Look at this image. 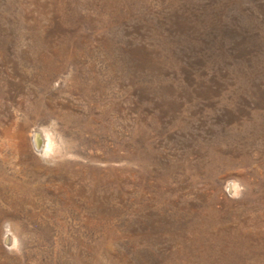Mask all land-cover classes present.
I'll list each match as a JSON object with an SVG mask.
<instances>
[{
  "label": "rangeland",
  "instance_id": "374dc122",
  "mask_svg": "<svg viewBox=\"0 0 264 264\" xmlns=\"http://www.w3.org/2000/svg\"><path fill=\"white\" fill-rule=\"evenodd\" d=\"M0 264H264V0H0Z\"/></svg>",
  "mask_w": 264,
  "mask_h": 264
},
{
  "label": "bare ground",
  "instance_id": "6f19581e",
  "mask_svg": "<svg viewBox=\"0 0 264 264\" xmlns=\"http://www.w3.org/2000/svg\"><path fill=\"white\" fill-rule=\"evenodd\" d=\"M48 137H49V136H47V137L44 136L46 142H45V143H44V142L41 143V145H42V146H41L42 149H43V148H48V147H49V145H50L49 142H50V139H51V138L48 139ZM36 138H37V137H36ZM37 140H38V139H37ZM41 141H42V139H41ZM41 141H40V142H41ZM38 143H39V141L37 142V144H38ZM50 150H51V149H50ZM43 151H44V149H43ZM229 244H230V243H229ZM242 245H243V244H242ZM219 259H220V258H219ZM225 262H226V261H225ZM226 263H227V262H226Z\"/></svg>",
  "mask_w": 264,
  "mask_h": 264
}]
</instances>
